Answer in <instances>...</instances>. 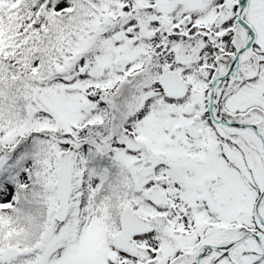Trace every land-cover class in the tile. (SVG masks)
Here are the masks:
<instances>
[{"label": "snow or ice", "instance_id": "6c2138e0", "mask_svg": "<svg viewBox=\"0 0 264 264\" xmlns=\"http://www.w3.org/2000/svg\"><path fill=\"white\" fill-rule=\"evenodd\" d=\"M0 264H264V0H0Z\"/></svg>", "mask_w": 264, "mask_h": 264}]
</instances>
